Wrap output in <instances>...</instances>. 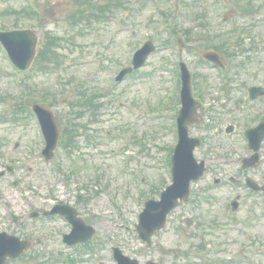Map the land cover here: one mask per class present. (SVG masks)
<instances>
[{"label": "rangeland", "instance_id": "obj_1", "mask_svg": "<svg viewBox=\"0 0 264 264\" xmlns=\"http://www.w3.org/2000/svg\"><path fill=\"white\" fill-rule=\"evenodd\" d=\"M90 1L111 9L106 10L107 18L96 22H92L94 18L90 22L83 18L78 25H69V16L78 9L86 14V0H37L41 12L36 20L25 19L19 13L27 0H0V28L13 29L16 21L34 28L39 35L38 50L46 32L58 36L56 47L61 60L60 64L47 63L45 71L33 63L30 71L19 74L0 55V170L8 164L14 168L12 173L0 176V230L33 242L26 254L7 264H65L62 254L73 250L62 242L60 232L68 231L63 220L52 217L31 221L28 214L33 206L39 209L51 205L54 200L49 199V189L73 200L64 191L75 190L76 186L84 188L81 195L87 193L90 197L80 205L82 216L97 228L91 239L95 246L76 257L78 264H95L97 260L116 264L113 246L140 264L148 260L157 264H264V194L227 184L230 175H241L242 179V175H248L264 183V166L258 170L240 169L245 149L238 130L218 140L211 128H193L192 134L210 138L203 143L208 162L213 165V160L220 159L223 165L218 171L212 167L203 178L191 183L190 201L170 213L165 228L153 235L151 246L138 238L134 227L143 202L157 198L171 181L164 148L173 147L176 142L172 120L163 118L173 99L172 79L161 69L162 58H173L175 50L172 45L163 46L157 33L158 13L172 9L177 16L172 24L192 29L190 18L202 11L207 15L210 32L214 30L211 24L220 21L227 11V19L220 24L226 30L232 22L238 26L226 36L228 49L235 52L231 61L233 90L229 96L219 90L222 85L214 70L198 59L200 46L205 43L187 49L199 76V90L209 108L200 109L199 115L205 118L211 112L219 122L225 116L222 123L230 124L235 118L245 119L251 107L242 97L246 84H264V0H225L227 5L220 0H183L179 11L172 8L170 0ZM154 5L158 13L153 10ZM248 5L253 12H241ZM193 30L196 34L204 33L203 27ZM163 37L167 38V34ZM143 39L153 41L155 51L145 66L112 87L111 77L121 65L128 64L125 62L129 53ZM242 61L245 65L238 66ZM62 84L65 90L59 92ZM81 85L87 93L100 92L99 98L93 95L92 99L103 105L78 117L70 102L77 100ZM43 91L56 94L51 101L45 99L51 102L60 136L69 122L86 126L76 138V149L68 152L58 143L52 162H45L40 154L43 138L34 115L24 112L32 100L42 98ZM262 98L258 105L264 111V95ZM175 104L176 110L179 105ZM222 123L221 129L225 125ZM123 135L130 138L129 157L119 154L124 146ZM216 154L221 158L217 159ZM195 157L206 158L202 150L195 151ZM59 166L71 170L69 178L63 176ZM214 176L223 181L214 185ZM235 194L240 196L239 205L231 214L229 203Z\"/></svg>", "mask_w": 264, "mask_h": 264}, {"label": "water", "instance_id": "obj_2", "mask_svg": "<svg viewBox=\"0 0 264 264\" xmlns=\"http://www.w3.org/2000/svg\"><path fill=\"white\" fill-rule=\"evenodd\" d=\"M25 33L27 32L15 31L4 34H12L11 37L14 38L15 36L19 37L21 35H25ZM151 49V44H148L144 50L139 52L135 60L136 66L142 64L145 55L151 51ZM185 93L187 94L186 97L184 95V100L188 101L189 104H192V102L188 99V91ZM179 119L180 141L175 149V156H179V161L177 165L174 164L173 168L174 182L166 189V191L161 194L160 201L149 200L145 203V208L140 214L139 224L136 226L139 235L147 241H149L151 233L164 224L167 213H169V211L177 205V198L187 196L189 179L191 177H195L197 173H200L202 170L200 167H195V165H193L191 150L196 142L187 137L186 121L183 119V116H180ZM49 125L50 128H53L52 123L49 122ZM250 135L254 139V147L256 149L258 146V141L264 135V133L261 132L256 136L255 133L251 132ZM23 248H27V242H18V240L13 237L8 238L6 234H1L0 264L5 263L7 256L16 257L19 255ZM117 255L120 257V264H137L135 260H129L127 257L120 256L118 251ZM148 264L153 263L149 262Z\"/></svg>", "mask_w": 264, "mask_h": 264}]
</instances>
